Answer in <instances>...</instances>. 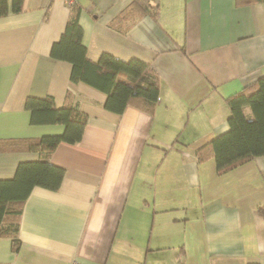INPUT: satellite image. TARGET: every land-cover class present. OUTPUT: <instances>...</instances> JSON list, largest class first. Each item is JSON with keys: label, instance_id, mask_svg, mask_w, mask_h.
<instances>
[{"label": "crops", "instance_id": "crops-1", "mask_svg": "<svg viewBox=\"0 0 264 264\" xmlns=\"http://www.w3.org/2000/svg\"><path fill=\"white\" fill-rule=\"evenodd\" d=\"M131 1L75 4L90 58L152 62V112L107 109L106 93L72 81L71 63L51 55L72 13L64 0H24L0 16V179L41 157L5 141L65 128L33 123L27 97L62 105L70 93L87 116L82 139L50 155L65 168L60 187L34 186L23 202L18 249L0 236V264H264V155L222 173L212 155L198 157L229 129L228 97L264 74V2L158 0L156 17L114 24Z\"/></svg>", "mask_w": 264, "mask_h": 264}, {"label": "trees", "instance_id": "trees-1", "mask_svg": "<svg viewBox=\"0 0 264 264\" xmlns=\"http://www.w3.org/2000/svg\"><path fill=\"white\" fill-rule=\"evenodd\" d=\"M257 2L264 0H236L238 5ZM23 5L24 0H12L11 5L9 0H0V16L10 11L19 12ZM72 6L71 16L61 37L53 43L51 55L71 63L72 81L84 82L106 93L107 109L122 113L132 104L152 112L160 94V80L152 62L138 57L122 59L106 51L96 60L90 58L82 40L80 7ZM158 12V0H132L113 23H133L137 17L148 13L156 17ZM71 99L69 93L66 101L57 105L52 95L27 97L25 106L31 112L33 123H61L64 131L29 140L5 141L8 145L24 143L41 153L38 160L21 161L12 178L0 179V236L11 237L14 249L20 244L18 229L22 205L33 187L57 190L62 183L65 168L51 162V153L60 142L76 143L82 139L87 116ZM227 103L229 129L198 149L200 160L209 155L214 157L220 173L264 155V74L252 85L228 97ZM246 107L251 116L246 113ZM3 143L0 141V148ZM257 211L264 218V204H260Z\"/></svg>", "mask_w": 264, "mask_h": 264}, {"label": "built area", "instance_id": "built-area-1", "mask_svg": "<svg viewBox=\"0 0 264 264\" xmlns=\"http://www.w3.org/2000/svg\"><path fill=\"white\" fill-rule=\"evenodd\" d=\"M69 6H72V5H74L76 2H77V0H64ZM68 264H81V263H79L77 260H72L71 262H69Z\"/></svg>", "mask_w": 264, "mask_h": 264}, {"label": "rangeland", "instance_id": "rangeland-1", "mask_svg": "<svg viewBox=\"0 0 264 264\" xmlns=\"http://www.w3.org/2000/svg\"><path fill=\"white\" fill-rule=\"evenodd\" d=\"M251 113V111H249ZM251 116V115H250Z\"/></svg>", "mask_w": 264, "mask_h": 264}]
</instances>
